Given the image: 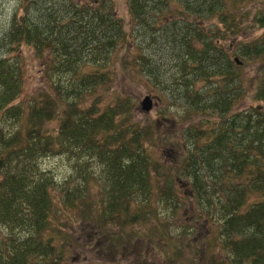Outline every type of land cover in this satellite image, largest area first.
Instances as JSON below:
<instances>
[{
    "label": "trees",
    "instance_id": "obj_1",
    "mask_svg": "<svg viewBox=\"0 0 264 264\" xmlns=\"http://www.w3.org/2000/svg\"><path fill=\"white\" fill-rule=\"evenodd\" d=\"M249 1L127 0L128 32L112 0H21L0 35V226L18 233L0 249V264L65 261L73 243L51 236L62 234L52 227L57 202L71 210L82 205L95 216L96 201L84 199L86 186L59 184L39 168L45 157H75L79 171L86 157L104 167L97 216L103 225L124 230L153 218L162 231L170 226L151 206L156 177L163 178L158 198L172 203L178 196L173 170L163 174L164 160L149 149L156 145L154 127L133 119L128 100L103 110L100 103L120 65L154 77L174 60L186 85L185 114L216 118L212 126L207 117L209 129L190 126L158 142L159 148L180 150L176 171L191 181L199 217L216 222L222 260L213 253L209 264H264V105L235 110L245 97L239 72L264 60V9L252 20L263 29L258 39L230 40L249 18ZM25 48L39 62L46 89L19 102ZM123 50L137 54L125 56ZM259 76L254 99L264 103V66Z\"/></svg>",
    "mask_w": 264,
    "mask_h": 264
},
{
    "label": "rangeland",
    "instance_id": "obj_2",
    "mask_svg": "<svg viewBox=\"0 0 264 264\" xmlns=\"http://www.w3.org/2000/svg\"><path fill=\"white\" fill-rule=\"evenodd\" d=\"M112 1L118 16L123 20L129 32L132 28V21L127 0ZM20 3L21 0H0V35L10 26ZM263 9L264 0L249 1V18L245 17L242 32L239 37H232L231 42H252L263 34V29L252 25L253 17ZM149 52L144 53L148 55ZM22 54L26 58L27 73L24 93L19 102H26L46 88L43 86L39 62L34 58L33 52L25 48ZM121 54L129 56L137 52L123 50ZM263 66L264 60H259L245 66L239 72L245 85V97L235 108L237 112L247 110L251 106L264 105L254 99L260 77L259 68ZM125 69L126 71L121 68V65L119 69H116L114 85L101 95L100 109L114 106L120 100H128L133 108V119L140 122L141 126L154 127L151 142L156 139V145L149 149L154 159L164 160L166 166L163 174L167 175L173 170L178 195L175 202L180 201V207L176 208L175 202L167 203L158 198L157 183L163 178L156 177L153 180L154 196L151 197V206L157 211L162 224L170 226L162 231L160 223L153 218L141 226L125 227L124 230L114 223L103 225L98 222L97 216L103 209L101 205L104 193L103 177H106L103 173L104 167L86 157L82 161L85 165L83 164L79 171L75 157L68 155L45 157L38 162L40 169L45 172L50 171L55 180L66 187L71 186L73 189V187L86 186L84 199L91 202L96 201L97 204L95 216H89L88 212L86 216L82 205L78 210H71L57 202L56 208L59 210H56L57 215L52 221V227L59 228L62 234L51 232L52 235L49 233L46 235L53 236L56 241H63V237H67L73 243L62 264H209V258L213 253L218 254V259L221 261L220 250L214 241L217 234L216 222L199 217L191 181L176 171L180 150L158 146L160 137L179 135L181 130L190 126L201 125L209 129L210 125H217L213 124L216 118L212 115L205 116L201 112L197 115L185 114L187 109L183 92H185L186 85L183 86L179 80L182 73L175 60L163 66L158 76L154 77L148 75L149 72L146 69L135 70L128 67ZM155 71L157 72V69ZM147 95L154 99V109L151 112H145L142 107V102ZM87 102L89 104L92 100L88 99ZM207 117L210 125L206 123L208 122ZM49 127L51 130L55 127L57 129V123ZM0 128H4L1 123ZM1 179L0 177V181ZM17 237L18 233L11 235L5 227L0 226V249L10 244V238L16 239ZM207 249H212V252H207Z\"/></svg>",
    "mask_w": 264,
    "mask_h": 264
},
{
    "label": "water",
    "instance_id": "obj_3",
    "mask_svg": "<svg viewBox=\"0 0 264 264\" xmlns=\"http://www.w3.org/2000/svg\"><path fill=\"white\" fill-rule=\"evenodd\" d=\"M236 61L239 62L238 59H236ZM142 107H143V110L145 112H151L152 111V109H153V100H152V98L150 96H147L144 99V101L142 103Z\"/></svg>",
    "mask_w": 264,
    "mask_h": 264
}]
</instances>
